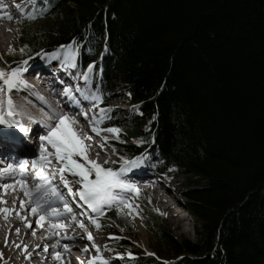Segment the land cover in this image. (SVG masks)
I'll use <instances>...</instances> for the list:
<instances>
[{
	"label": "trees",
	"instance_id": "obj_1",
	"mask_svg": "<svg viewBox=\"0 0 264 264\" xmlns=\"http://www.w3.org/2000/svg\"><path fill=\"white\" fill-rule=\"evenodd\" d=\"M24 1V51L0 66L70 46L80 67L93 65L105 106L122 85L135 126H146L104 121L122 132L111 142L119 156H159L167 175L185 180L178 191L196 240L151 211L171 259L113 241L136 255L129 264H264V0ZM105 222L129 227L116 209L98 221L110 230Z\"/></svg>",
	"mask_w": 264,
	"mask_h": 264
},
{
	"label": "bare ground",
	"instance_id": "obj_2",
	"mask_svg": "<svg viewBox=\"0 0 264 264\" xmlns=\"http://www.w3.org/2000/svg\"><path fill=\"white\" fill-rule=\"evenodd\" d=\"M15 5L16 7L0 0V52L6 53L5 55H10V48L14 49L12 53L15 52V45L19 36L17 35L18 32L16 26L19 22L17 15L21 10V2L18 1ZM17 5H19V7H17ZM8 16H11L12 19H8ZM15 31L17 35L16 37L14 35ZM57 59H59V61ZM36 60H39V62L34 65L33 61H27V65H21L23 62L19 63L20 65L17 67L26 68V71L20 74L21 79L24 80L26 84L19 85L10 93L5 86V91L0 93V99L5 101L4 108L6 111V101L10 96L15 111L19 113L17 118L19 117L20 119L16 120L22 122L23 126L29 123L27 126H24L28 129V133L32 134L36 132V135L40 133L44 135L46 134L49 125L53 127L55 126L56 114L62 113L55 109V106L49 102H45L41 107L43 101L40 99V92L35 87L33 81H28L26 77L31 74L36 65L44 64L45 68L48 70L46 75L54 83H56L58 78L64 76L63 73L66 74V77L64 78L65 81L69 82L71 86L75 85V81H77L78 78L76 76V70L71 66L74 62L69 60L66 55L59 58L58 54H55L54 56L46 54L41 57V59ZM53 60H57V64L54 66L51 65V63L54 62ZM37 71L43 73L42 69H38ZM79 71L80 69H78V72ZM78 83H81V92H88L92 95V98L90 97L91 99L87 103H84V106L88 111L94 112L96 106L99 104L97 99H93V97H96L95 93H97V90L89 87L90 85L86 83L84 79H81V81L78 80ZM129 104L131 106V103ZM93 105H95V107H93ZM85 114L84 119L81 121H77L72 115H63L67 117L69 122L73 120L78 122L71 126L77 129L81 135L91 137V139L85 141L87 144L92 145V149L89 152V158L95 159L98 163L104 165L103 159L110 157H108L109 154L105 153L103 149L105 145H109V139L112 138V135L105 130L99 132V135L92 132L89 121L95 119V115L88 112ZM85 120H87L86 124H84ZM34 121L36 124L35 127H32ZM95 121L96 127L99 128L101 124L98 123L96 119ZM0 126V138L5 142L0 146V152L4 156H7L9 150L12 152L15 151V145L12 144L13 141L10 136L16 137L17 133L11 134L5 130V126H9L8 123ZM12 127L16 128L15 126ZM16 130L20 132L18 128H16ZM28 133L24 134L20 132L22 138L26 136L27 138L30 137L28 136ZM92 136L99 138V140L92 139ZM105 137H107L106 140ZM40 143L41 141L39 139L34 143L32 153L27 159L28 161H33L34 159L39 161L38 145H40ZM44 143L46 144L48 151H54L50 145H47V142ZM16 145L21 147L19 142ZM101 145L104 146L101 147ZM34 151H38V155H33ZM97 152L100 153L99 156L96 155ZM82 163H84V161ZM24 166V182L28 188L34 189L37 184L41 183L37 178L36 169L38 168H33L32 166L29 167L27 164H24ZM59 167L60 165L53 158V165L51 167L45 166L44 174L48 176L54 168L58 169ZM0 168L2 167L0 166ZM133 171L137 172V177H139L138 179L140 180V184L137 183V186L142 189L144 188L145 191L153 188L154 199L160 203H164L165 210H170L171 215L180 214L181 208L179 207V203L177 206L176 202L170 198L168 187L164 186L160 179L154 175H149L148 177V175L142 173L143 170L141 167L134 168ZM125 175L129 177L132 176L129 173H126ZM55 177H58L59 180L53 184L60 191V194L64 196L70 194L68 191L69 188L79 186L80 178L73 175L71 172L65 171L63 173V177L69 178H65L68 181V184L69 181L72 182L70 186H65L59 173H57L53 179H56ZM27 178H29V182H27ZM90 178L94 179L95 176L94 178L92 176ZM20 181L21 178L17 177V175L14 179L10 180H3L0 175V209L8 210L7 213L0 211V264H103L105 259H107V264H118L116 259H110L102 255L103 251L113 252V247L110 248L107 245L108 241L105 240L106 237L99 238L97 233L95 234V232L101 231L99 227L96 225L94 230H92L86 226H81L88 222L85 220L87 217V214L85 213L87 208L83 207L76 211V213H73L69 219H67V216L53 215V213L60 212L55 208L57 205L53 191L47 189L46 193H40L43 199L40 201V207L37 208V212L34 214L32 211V207L34 206L32 202L35 200L36 194L34 193L32 196H25L21 189ZM5 184L9 185L7 189L3 187ZM130 193L131 192L125 194V202L131 199ZM177 194L178 193H175V197H178ZM21 201L24 202L23 207H21ZM41 208L43 211H41ZM70 214L71 213H68V216ZM186 215L187 213H184L182 215L183 218ZM41 217L43 219H41ZM38 220L40 221L39 223H37ZM92 221V219H89V222ZM17 229H19V231H17ZM89 234H91L92 239L88 238ZM110 235L113 234L111 233ZM108 240L110 241L112 239L108 238ZM45 243H52L50 244L52 245V253H58L59 259L53 254H45L47 253L44 249ZM101 246H104V248ZM85 248L87 251H84ZM94 253L97 257L91 258L90 255ZM124 259L125 258H122L119 261L121 262Z\"/></svg>",
	"mask_w": 264,
	"mask_h": 264
},
{
	"label": "snow or ice",
	"instance_id": "obj_3",
	"mask_svg": "<svg viewBox=\"0 0 264 264\" xmlns=\"http://www.w3.org/2000/svg\"><path fill=\"white\" fill-rule=\"evenodd\" d=\"M17 7H19V5H17ZM7 18L12 19L11 16H8ZM61 47L70 46L65 45ZM13 51L14 49L10 48L9 54H12ZM20 51L23 52L24 49H20ZM24 63L27 64V61H24ZM75 66V64H72V67ZM92 67V64L88 65L89 70H91ZM24 71H26V68L20 67L12 68L10 71H6L4 67L0 66V82H2L0 83V93L5 91V86L7 91L10 93L19 85L26 84V82L20 77V74ZM85 79H87L86 75ZM65 92L70 94V89L66 88ZM85 99H88V97L85 96ZM93 99H99V97H93ZM6 104L7 110L5 111V101L0 99V125L8 123L9 126L14 125L18 128L21 133L27 134L28 129L16 120V116L19 115V113L15 111V107L10 96L6 101ZM93 107H95V105H93ZM76 123L78 122L74 120L69 122L67 117L63 114H56L55 126L53 127L49 125L46 134L39 136V140L41 141L39 145V161L34 159L32 161V167L39 169L37 172V178L41 181V183L37 184L34 189L28 188L24 182L25 166L23 164L19 166L22 170L20 184L24 195L32 196L34 193L36 194V198L32 202L34 205L32 207L34 214L37 212V208L40 207V201L43 199L40 193H46L47 188L52 187L53 194L59 195L55 188L50 184V176H55L59 173L65 186H68V181L63 177V173L65 171L71 172L73 175L80 178L79 184L81 187L77 190L79 197L89 208L96 212L102 213L103 207L106 205L114 203L124 204V197L126 193L139 191V189L136 188L135 183L132 182L125 174L131 172L134 168L139 167L145 160V154L141 153L139 156H135L130 159L121 156L120 159L123 163L119 169L107 167L108 164L113 163L110 159L106 160L104 165H101L95 159L89 158V152L92 149V145L87 144L85 141L91 139V137L81 135L77 129L71 126ZM89 124L91 126V131L99 135L100 130L96 127L95 119L89 121ZM105 131L119 133L121 130L119 128L110 127L105 129ZM117 138L119 137L117 136ZM106 139L107 137H105V140ZM44 142H47V145H50L54 151H48ZM103 146L104 145H101V147ZM96 155L99 156L100 153L97 152ZM77 157L82 158L84 163H82L80 159H77ZM53 158L60 165V167L58 169L54 168L53 171L46 176L44 174V168L45 166L51 167L53 165ZM8 167L11 168L12 165H8ZM4 171V169H0V173H3ZM93 174L95 178L91 179L90 177ZM3 187L7 189L9 185L5 184ZM60 198L63 199V197ZM20 203L21 207H23L24 202L21 201ZM65 209L71 213V208H69L67 204H65ZM0 211L7 213L8 210L0 209ZM41 211H43L42 208ZM53 215L58 216L60 213H53ZM41 219L43 218L41 217ZM39 222L40 221L38 220L37 223ZM97 226L99 227V225ZM17 231H19V229H17ZM88 238L92 239L91 234H89ZM84 251H87V249L85 248ZM53 255L59 259L58 253L54 252ZM103 264H107V262H103Z\"/></svg>",
	"mask_w": 264,
	"mask_h": 264
},
{
	"label": "rangeland",
	"instance_id": "obj_4",
	"mask_svg": "<svg viewBox=\"0 0 264 264\" xmlns=\"http://www.w3.org/2000/svg\"><path fill=\"white\" fill-rule=\"evenodd\" d=\"M20 2H21V8H20L21 10L17 16L19 18V22L16 26L17 32H18L17 35H20V32L24 30V18L27 17V14H26L27 3H24V0H20ZM14 35L15 37L17 36L16 31ZM23 48L24 46L21 44L19 40V36H18L14 53H20L21 52L20 49H23ZM104 49L107 52V47H104ZM59 51L63 54H66L69 60L71 61L76 60V56L68 48H64ZM14 53L10 55L8 54L5 55L6 53L0 52V58L2 61L6 62L7 58L13 56ZM19 63L20 62L11 64V66L12 67L14 66L13 68H16L17 66L20 65ZM23 63L21 65H25V63L24 64ZM79 68L83 70H80L78 80H80V75L82 73L81 79H84L86 83L90 85L89 87L95 88V86H92L94 82V78L92 75L93 70L92 69L89 70L88 67L79 66ZM7 71H10V70H7ZM85 75L87 76V79H85ZM76 83H77V86L78 84H80L78 83V81H75V84ZM95 96L99 97V99H97L99 103L103 101L101 94L95 93ZM90 97H92V95H90ZM106 97L108 99L107 100L108 106H106L105 108L102 105L98 106L95 108L93 112V114L95 115V119L97 120L98 123H102V121L110 118L111 116H116V118L119 120V122L122 125L128 126V127L131 125H134V128L137 127L142 132H146V126H142L139 124L135 126L137 124L134 121L135 114L133 112L132 106H130V104L127 103V102L131 103V96L122 85L116 87L115 90L113 89L110 92H107ZM101 110H104V111H101ZM136 115L140 117V113L139 114L136 113ZM99 130H100L99 132L104 131L103 129H99ZM110 133L112 135L111 136L112 138L109 139V145H105L103 149L105 153L109 154L108 157L110 158L103 159V163L105 164V161L110 159L113 163H117L121 166L123 161H121L119 154L117 153V151L115 150L111 142L113 140L120 139L122 137V132L120 131L119 133H112V132ZM117 136L119 138H117ZM96 138L94 137V140H99V138L97 139ZM147 154H145L144 162L139 166L143 170L142 173H145L146 175H148V177L149 175H154L155 177H157L163 182L162 184H164V186L168 187L170 198L176 202L177 206H178V203L180 205L179 206L181 208L180 214L171 215L170 210H165L164 208L165 204L160 203L156 199H154V195H153L154 189L153 188L147 191H145L144 188L143 189L141 188L139 189L138 192L132 191L130 193L131 199L129 201L127 200L126 202H124V204L114 203L115 205L107 207V208L109 207L116 208V210H118L120 214L128 218V221H129L128 230L127 231L120 230L116 226L109 225L108 222H105L106 224L111 226L110 230L108 231L101 230V231L95 232V234L97 233V236H99V238L106 237L105 240L108 241L107 245L110 248L113 247L112 250H115L117 254H119V255H116V256H119V258L124 257L125 259H129V258L134 257L135 259H137L136 255L133 252H131L129 249L121 248V247L118 248L116 245H114L113 244L114 240L128 242L131 245V247L134 249V251L137 252L138 254L137 256L153 257L157 261L168 260V259H171V256L168 255L167 253L166 245H163L161 243L160 239H158L155 236L152 230V229H155V226H154V223L152 222L153 216H152L151 211L164 215L165 222L168 223L172 227L176 235L188 237L192 240H196L197 238L196 221H195V218L192 217V215L191 217H189L190 215L187 214L184 218L182 216L184 210H186L185 206H186L187 201H186V198H184V196H181L177 192V190L182 189V185L185 180L178 177L177 174L175 173L169 174V177L172 179L173 182L164 178L165 175L163 176L162 174H166V172L163 171V165L160 161L159 156H155V157L148 159L149 155ZM77 159H80L81 162H83L81 158L77 157ZM92 177L94 178V174L92 175ZM176 192L178 193L177 194L178 197H175ZM145 200L148 202V205L144 202ZM103 211H104V207H103ZM102 213L101 212L95 213L97 214L96 218H98ZM92 226L94 227L93 224ZM111 233L113 235H110ZM108 236H111V237H108ZM108 238H111L112 240L109 241ZM159 247L161 248V250H159ZM106 252L108 251H103L102 253L104 255H109V254H106ZM118 264L120 263L118 262Z\"/></svg>",
	"mask_w": 264,
	"mask_h": 264
}]
</instances>
